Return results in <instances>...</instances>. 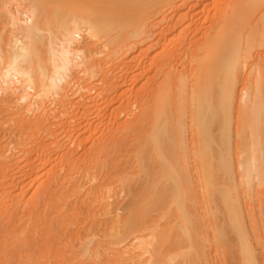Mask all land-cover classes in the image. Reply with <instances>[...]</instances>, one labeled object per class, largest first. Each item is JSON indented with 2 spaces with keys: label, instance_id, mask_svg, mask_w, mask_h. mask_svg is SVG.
Instances as JSON below:
<instances>
[{
  "label": "bare ground",
  "instance_id": "bare-ground-1",
  "mask_svg": "<svg viewBox=\"0 0 264 264\" xmlns=\"http://www.w3.org/2000/svg\"><path fill=\"white\" fill-rule=\"evenodd\" d=\"M79 67L97 79L90 91L108 84L97 96L131 84L117 108L128 113L123 131L92 142L79 175L68 159L53 170L42 145L27 180L8 144L18 140L29 161L41 145L24 142L28 129L53 125L49 100L62 117L73 109ZM94 114L74 119L88 130ZM7 122L20 129L0 134V264H260L253 238L264 262V0H0ZM80 201L94 208L86 220Z\"/></svg>",
  "mask_w": 264,
  "mask_h": 264
},
{
  "label": "rangeland",
  "instance_id": "rangeland-1",
  "mask_svg": "<svg viewBox=\"0 0 264 264\" xmlns=\"http://www.w3.org/2000/svg\"><path fill=\"white\" fill-rule=\"evenodd\" d=\"M212 4V3H211ZM212 7V5H210V7L209 8H211ZM201 9L202 8H199V11H201ZM212 10V9H211ZM206 11V10H205ZM204 11V12H205ZM8 33V32H7ZM160 47H162L163 48V46H160ZM162 48H157V50H159V51H161L162 50ZM263 50H261V51H259V53H261ZM153 52V53H152ZM151 53H150V56H149V58L156 52V50H154V51H152ZM152 54V55H151ZM149 60V59H148ZM248 68L249 67H246L245 69V71H247L248 70ZM80 69H81V71H80ZM83 67H79V68H77V70L76 69H74V71H72V72H74V73H72V74H70V75H72V76H69V79H68V81L69 82H71V86H69V84H68V86L69 87H71V89L69 88V91H68V89H67V94H71V96H70V94H69V99L71 100H69L68 98V102H69V104L67 105V109H65V110H68L69 109V107L70 108H73V109H69L68 111H69V113H68V111H67V114H62L66 119H64V117H62L60 114H59V112H62V104L60 103V100H58L57 101V103H58V105L56 104V101H53V103H52V101L51 100H49L50 102H48L47 101V103L48 104H44V106L43 107H45V112L47 113V114H49L48 115V118H50L49 119V121L51 122L50 124H53V125H50L49 126V128H47V130L46 129H40V131L36 128V129H34V127H32L31 129H28L29 131V133H26V136H25V140H24V142H28V141H31V142H38L37 144H39V145H41V146H38L39 148H41V150L39 149V148H37V150L34 148V149H32L33 150V152H31V154L29 155V161H27V159H28V157H25V155L23 154V151L22 150H24L23 148H21V147H23L21 144L23 143V145H24V142H22L20 145H21V147H19V144L17 143L18 142V140H16V141H12V143H10L9 142V144H8V150H7V152H8V154H7V156L9 155V156H11V154L13 155V156H11V157H13V158H10V160H12V161H15L14 162V164L17 162V165H15V166H23V168H24V170H22L23 168L21 167V171H22V174L23 175H25L26 174V179L28 180L29 179V177H30V175L33 173V171L35 170V168H37L38 167V161H37V158L39 157V155L41 154V152L40 151H42V149H44V147H46V149L49 151V152H51V151H53L52 153H51V162L53 163V170H54V167L55 166H57V167H55V168H58L59 169V167L60 166H64L63 164H62V162L61 161H63L64 159H68V162H70L69 164H68V162H67V160H64V161H66L67 163H65V165L66 166H68L69 168L70 167H73L74 168V166H75V171H76V173H77V175H79V173L82 171V170H84L85 169V167L84 166H87L88 165V162H89V159H90V157L91 158H93L94 156H92L93 154H95L94 152H91V150H94L95 149V145L97 144V142L96 141H98V140H102V138H104L105 140L104 141H107V140H109L108 138H111V136H113V138H115L116 139V137L117 136H119L121 133H118V132H120V131H123V128H124V123H125V119L128 117V113L127 112H124L123 111V109H124V107L123 108H121L122 110L120 111L119 109H117L118 107H119V105L122 107V105L125 103V101H126V99H128V98H126L125 99V95L124 94H126V92L129 90V88L131 87V84L128 82H123L122 84H121V87H122V85L124 84L125 86H123V88H121V90L119 91V89H118V91H117V93L116 92H114V90L112 89V90H108V92H110V95L112 94V92H114L113 94L116 96L117 95V97H118V99H117V97H114V95L112 94L111 96L109 95V93H107L106 91H105V89H109V88H107L106 87V84L107 83H99L100 85H98V87L96 88L95 86L91 89V91H90V87H92L93 86V83L97 80V79H95V80H93L92 78H90V76L88 75L89 73H85V72H83V73H81L83 70ZM75 73H76V75H75ZM85 73V74H84ZM75 75V77H74V75ZM84 74V75H83ZM88 76H87V75ZM86 75V76H85ZM81 77V78H80ZM89 80H88V79ZM80 79V80H79ZM145 79V78H144ZM144 79H141L142 81L144 80ZM85 80H87V81H85ZM93 80V82H91ZM74 81V82H73ZM77 81V82H76ZM139 81V84H138V87H139V85L141 84L142 85V83L144 82L145 83V81H146V79H145V81ZM141 82V83H140ZM79 83V84H78ZM81 83H82V85H81ZM125 83H127V84H125ZM76 84H78V85H76ZM103 84V85H102ZM130 84V85H129ZM91 85V86H90ZM104 86V87H102V86ZM81 86V88H79ZM87 86V87H86ZM88 86H89V88H88ZM100 86V87H99ZM107 86H108V84H107ZM102 87V88H101ZM75 88V89H74ZM78 88V89H77ZM84 88H85V90H84ZM86 88H88V89H86ZM94 88H96V89H99V88H101V89H103V88H105L104 89V91H103V93H101L100 95H99V93H98V96L96 95V89L94 90ZM74 90L75 92H76V94L74 93V91L72 92V91ZM87 90H89V91H87ZM126 90V91H125ZM92 91H93V93H92ZM98 92H99V90H97ZM104 92H106V93H104ZM74 93V94H73ZM85 93V94H84ZM90 93V94H89ZM116 93V94H115ZM103 94H106V96H104ZM109 96H108V95ZM74 95V96H73ZM86 96V98H85V96ZM92 95V97L91 98H94V99H96V100H93V101H96V104H95V102H94V104H92L93 106H88L87 104V101L90 103V102H92L90 99H89V97ZM96 95V96H95ZM123 95H124V97H123ZM68 96V95H67ZM81 96V97H80ZM83 96V97H82ZM89 96V97H88ZM95 96V97H94ZM102 96H103V98L104 99H106V97L107 98H110V97H112L113 96V98H112V100H114V102L110 99V100H108L107 101V103L108 104H111L110 102H112V103H114V104H111L110 106H106V108H108L107 109V111L105 110V104H107V103H105L106 101L104 100V99H102V100H104V102L103 103H105V104H102V103H100L102 100H101V98H102ZM122 96V97H121ZM96 97H98V98H96ZM81 98V99H80ZM100 98V99H99ZM120 98V99H119ZM78 99H79V101H81L82 99H84V100H82L81 102H82V104L81 105H79V106H77L76 105V102L78 101ZM117 101H116V100ZM122 99V101H119V100H121ZM123 99H125V100H123ZM77 100V101H76ZM90 100V101H89ZM107 100V99H106ZM116 101V102H115ZM55 102V103H54ZM72 104H71V103ZM85 102V103H84ZM99 104H98V103ZM121 102L123 103L122 105H121ZM50 104V105H49ZM54 106H53V105ZM71 104V105H70ZM84 104H85V106H84ZM100 104H102V105H100ZM107 104V105H108ZM48 106V107H46V106ZM74 105H76V106H74ZM99 105L102 107V106H104V107H102L103 108V110H105L104 112H103V110L102 111H100L99 110ZM112 105L113 106H115V108L114 107H112ZM84 106V107H83ZM98 106V107H97ZM117 106V107H116ZM110 107V108H109ZM56 108H57V110H56ZM59 108H60V110H59ZM84 108V109H83ZM98 108V109H97ZM120 108V107H119ZM52 109V110H51ZM55 109V110H54ZM86 109V110H85ZM112 109L114 110V111H112ZM117 110V112H115L116 110ZM47 110V111H46ZM97 110V111H96ZM118 110L120 111V112H118ZM53 111V112H52ZM59 111V112H58ZM77 111V112H76ZM83 111V112H82ZM136 111H137V109H136ZM50 112V113H49ZM55 112H56V114H55ZM76 112V113H75ZM89 115L90 113H92V114H94V116H95V118H94V116L93 117H90V119H92V122H91V120H90V122H88V123H90V128H92V131L93 132H91L90 131V128H88V130L86 129V128H84V124H85V127H86V123H87V120L88 119H86V121H84V123L82 122L81 123V126L80 127H82V125H83V128L81 129L80 127H78V122L80 121V120H75L76 118L75 117H77V118H85L84 117V114H86V113ZM98 112V113H97ZM113 112V113H112ZM122 112H124L123 114H122ZM46 113H44L45 115H46ZM51 113H53V115L51 114ZM83 113V114H82ZM102 113V114H101ZM109 113H111V115H109ZM119 113V114H118ZM57 114H59L58 116H60L61 117V119L58 117L57 118ZM70 114H71V119L69 118L70 117ZM75 114V115H74ZM76 114H77V116H76ZM81 114L83 115L82 117H81ZM96 114L98 115V116H96ZM112 114H113V116H112ZM51 115V116H50ZM102 115H103V117H102ZM106 115V116H105ZM111 116L110 117V119H109V116ZM125 115H127V116H125ZM50 116V117H49ZM56 116V117H55ZM69 116V117H68ZM80 116V117H79ZM100 116V117H99ZM119 118H118V117ZM54 117V118H53ZM72 117H73V119H72ZM108 117V118H107ZM112 117H114V118H112ZM115 117H116V119H115ZM69 118V119H68ZM105 118V119H104ZM107 118V119H106ZM111 118L113 119V120H111ZM125 118V119H124ZM54 119V120H53ZM93 119L95 120V121H93ZM103 119V120H102ZM65 120V121H64ZM70 120V121H69ZM85 120V119H84ZM110 120V121H109ZM116 122H115V121ZM56 121V122H55ZM72 121V122H71ZM89 121V120H88ZM61 122V123H60ZM67 124H66V123ZM69 122H71V123H69ZM73 122H76V124L75 123H73ZM86 122V123H85ZM98 122V123H97ZM54 123H55V125H54ZM57 124V125H56ZM61 124V125H60ZM2 125H4V127H1L0 128V132H1V130H2V132L0 133V134H3V135H5V137H3V139L5 138V139H7L6 141H10V138H11V136H13V134L14 133H16L17 132V130L18 129H20V128H17L19 125H17V123H13L12 122V124H11V122H7V123H3ZM1 125V126H2ZM75 126V127H73V126ZM56 126V127H55ZM20 127V126H19ZM52 127V128H51ZM68 127V128H67ZM4 128V129H3ZM75 128V129H74ZM79 128V129H78ZM48 129H50V130H48ZM79 131H78V130ZM112 129V130H111ZM5 130V131H4ZM45 130V131H44ZM118 132H117V131ZM46 131H47V133H46ZM49 131V132H48ZM33 132V133H32ZM56 132V133H55ZM70 132V133H69ZM79 132V133H78ZM90 132V133H89ZM95 132H96V134H95ZM114 132V133H113ZM39 133V134H38ZM49 133V134H48ZM58 133V134H57ZM70 135H69V134ZM111 133L113 134V135H111ZM190 133V132H189ZM30 134V135H29ZM53 134V135H52ZM82 134V135H81ZM115 134V135H114ZM116 134H118V135H116ZM11 135V136H10ZM28 135V136H27ZM59 135V136H58ZM111 135V136H110ZM30 136V137H29ZM36 136V137H35ZM81 136V137H80ZM107 136H108V138H107ZM110 136V137H109ZM115 136V137H114ZM7 137V138H6ZM59 137V138H58ZM66 137V138H65ZM94 137V138H93ZM99 137V138H98ZM9 138V139H8ZM23 138H24V136H23ZM34 138H36V139H34ZM106 138H107V140H106ZM4 139V140H5ZM57 140V141H56ZM40 141V142H39ZM61 141V142H60ZM31 142H29V143H31ZM72 142V143H71ZM95 144H93V143ZM34 143H32V144H34ZM60 143V144H59ZM65 143V144H64ZM79 144V145H77V144ZM82 143V144H81ZM27 144V143H26ZM47 144H50V145H47ZM55 144V145H54ZM62 144V145H61ZM10 145V146H9ZM27 145H29V144H27ZM31 145V144H30ZM29 145V146H30ZM44 147H43V146ZM59 146V148L57 147V146ZM94 145V146H93ZM17 146L19 147V148H17ZM71 147V148H68V147ZM92 146V147H91ZM7 147V146H6ZM11 147V148H10ZM27 147V146H26ZM63 147V148H62ZM94 147V148H93ZM57 148H58V150H57ZM90 148H92L90 151H88ZM70 149V150H69ZM55 150V151H54ZM69 150V151H68ZM19 151H20V153H19ZM95 151V150H94ZM6 152V153H7ZM56 153V154H55ZM90 153H92V155L90 156ZM36 154V155H35ZM54 154V155H53ZM88 154V155H87ZM101 155V154H100ZM99 155V156H100ZM8 156V157H9ZM37 156V157H36ZM88 156V157H87ZM102 156V155H101ZM101 156H100V158H101ZM25 158H26V160H25ZM35 158V159H34ZM34 159V160H33ZM88 159V160H87ZM28 162V165H27V162ZM26 162V163H25ZM22 163H25L26 165V167L24 166V164L23 165H21ZM61 163V164H60ZM19 164V165H18ZM57 164V165H56ZM73 164V165H72ZM78 164V165H77ZM55 165V166H54ZM59 165V166H58ZM72 165V166H71ZM77 166V167H76ZM78 167H79V169L82 167V169L81 170H79L78 169ZM84 167V168H83ZM68 168V169H69ZM70 169H72V168H70ZM70 169H69V172H71L72 170L74 171V169H72L71 171H70ZM23 171H26V172H23ZM72 171V172H73ZM80 171V172H79ZM28 172L30 173V172H32V173H30V175L28 174ZM64 171H62V173H63ZM25 173V174H24ZM75 173V172H74ZM73 173V174H74ZM75 173V174H76ZM16 174V173H15ZM15 174H13V175H15ZM28 174V175H27ZM76 175V176H77ZM18 175L16 174L15 175V177H17ZM50 177V176H49ZM51 178V177H50ZM12 180V179H11ZM11 180H10V182H11ZM26 181V180H25ZM52 181V180H51ZM9 182V181H8ZM8 182L6 183V184H8ZM10 182H9V184H10ZM49 183V187L50 188H52L53 187V185H54V183H56V182H50V180H49V178H46V179H44L43 181H42V183H41V186L42 185H44V187H45V185H47ZM60 183V182H59ZM6 184L5 185H3L4 187L6 186ZM8 184V185H9ZM58 184V183H57ZM57 184H55L54 186V188L56 189V191H59L60 190V186L58 185V186H56ZM90 184H92V182L91 183H89V185H85L84 186V190H86L89 186H91ZM7 185V186H8ZM14 184H10L9 186H8V193L10 192V190L12 191V193H10V195H11V197H12V195L14 196V198H11V199H14V200H12V201H18V199H19V196L17 195V194H19V192L21 193V191H20V189H21V187L19 186V185H17L16 186V184L14 185L15 187H17V188H15L14 186H13ZM7 186L5 187L6 189L5 190H7ZM10 186L11 187H14V188H10ZM18 186H19V188H18ZM47 186V187H48ZM52 186V187H51ZM46 187V188H47ZM2 190H4L3 189V187H2V189H1V192H0V198L4 195V193L6 192V191H2ZM32 191L33 190H31L30 192L32 193ZM30 192H27V194H25V200L24 201H27L28 202V200L27 199H30ZM6 194V193H5ZM23 194V192L21 193V195ZM9 195V194H8ZM15 195L17 196V199H15L16 197H15ZM20 195V194H19ZM24 195V194H23ZM10 199V200H11ZM22 200V201H23ZM47 201V200H46ZM46 201H43V202H46ZM25 203V202H24ZM1 201H0V207H1ZM26 204V203H25ZM44 204V203H43ZM22 205H23V203H22ZM24 206V205H23ZM77 207L80 209V211H81V214H79V215H81V218L83 219H87V216H88V218H89V215H91V214H94V208L92 207V205L91 206H87V205H85L82 201H80L78 204H77ZM51 208V207H50ZM255 211H256V213L258 212V206L257 207H255V209H254ZM85 219V220H86ZM246 219L248 220V217H246ZM84 221V220H83ZM253 242H254V246H255V248L257 249V252H258V259H259V261H260V264H264V262H263V259H262V257H261V253H260V250H259V247H258V244L256 243V240L253 238ZM214 255V252L212 251V253L210 254V257L212 258V257H214L213 256ZM238 256V253H236V255H235V259H236V257Z\"/></svg>",
  "mask_w": 264,
  "mask_h": 264
}]
</instances>
